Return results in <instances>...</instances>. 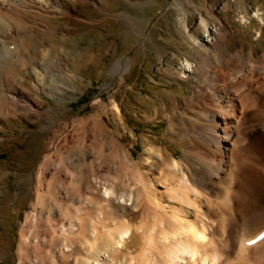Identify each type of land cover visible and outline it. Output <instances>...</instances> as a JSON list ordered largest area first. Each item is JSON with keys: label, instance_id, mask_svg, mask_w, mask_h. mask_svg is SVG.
I'll return each mask as SVG.
<instances>
[{"label": "bare ground", "instance_id": "obj_1", "mask_svg": "<svg viewBox=\"0 0 264 264\" xmlns=\"http://www.w3.org/2000/svg\"><path fill=\"white\" fill-rule=\"evenodd\" d=\"M21 1L0 0L2 116L33 109L29 97L38 89H68L52 71V58L28 66L30 46L19 33L36 24L26 21V10L40 11L51 20L59 9L67 17V0H44L42 6L39 0H23L30 8ZM78 1L101 4L109 12L108 0ZM233 3H182L179 46L172 42L166 49L172 53L154 59L169 84L173 77L183 80L192 94L174 99L173 89H167L161 116L153 118L167 120L170 137L165 151L147 149L149 170L157 169L154 179L120 142L117 151L103 155L106 163L117 166V175L103 183L92 178L86 189L94 192L83 193L84 177L57 148L40 160L26 190L3 197L1 217L11 214V203L31 209L20 222L17 264H264V3ZM190 6L199 19L196 27L195 15L187 13ZM224 12L239 14L241 22L254 18L258 23L241 30L220 15ZM38 28L49 32L48 26ZM235 36V48L228 51ZM115 62L112 70L118 75L130 67L126 58ZM23 65L32 73L23 72ZM21 77L33 78L27 90ZM113 112L122 120L123 104L115 105ZM80 124L85 127L86 122ZM175 148L183 151L180 160ZM17 160L23 163L24 157L18 155ZM55 162L58 169L51 172ZM3 233L0 264L8 257Z\"/></svg>", "mask_w": 264, "mask_h": 264}, {"label": "rangeland", "instance_id": "obj_2", "mask_svg": "<svg viewBox=\"0 0 264 264\" xmlns=\"http://www.w3.org/2000/svg\"><path fill=\"white\" fill-rule=\"evenodd\" d=\"M108 1L109 12H106L101 4L67 0L68 16H63L57 9L55 18L51 20H47L40 11H25L26 21L36 23L34 28L28 26L19 31L21 38L30 46L26 52L31 59L28 66L32 61L43 63L46 58H52V71L68 89L58 86L51 93L38 89L29 97L35 104L33 109L19 111L16 116L11 113L0 115V209L5 204V195L12 197L16 191L28 188V177L40 160L48 153L53 154L57 148L65 162L76 167L84 177L83 193L94 192L93 188L86 189L92 178L101 179L103 183L108 176L117 175V166L106 163L103 155L117 151L120 142L135 162L143 164L153 179L156 177L157 169L152 167L153 170H149L146 161L147 149L152 146L165 151L170 137L167 120L153 118L156 114L161 116L162 102L169 92L167 89H173L174 99H180L177 95L191 97L192 94L183 80L173 77L169 84L170 81H166L168 77L164 78L163 67L157 69L154 59L162 53H172L166 50L171 48L172 42L179 46L177 15L181 4L191 2L200 6L202 0ZM217 1L208 0V3L214 6ZM21 2L25 8L31 7L29 2ZM243 2L263 4L264 0ZM42 5L45 1L39 0V6ZM187 11L195 15L193 23L196 27L199 19L195 9L190 6ZM10 14L13 15L12 10ZM220 15L227 21H235L241 30L250 29L253 22L258 23L254 18L250 20L251 24L249 19L241 22L237 13ZM39 26H48L49 32L40 31ZM204 36L207 39V34ZM237 38L235 36L229 41L228 51L234 50ZM252 40L255 41V37ZM244 42L247 47L252 44L246 37ZM120 57L130 62L129 69L122 76L112 70H116L115 61ZM21 68L23 72L32 73L24 65ZM178 71L185 77L180 66ZM22 80L21 85L26 90L33 83L30 77ZM46 87L48 82L43 88ZM118 104H123L122 120L113 112ZM175 119L182 123L178 117ZM81 121L86 122L85 127ZM175 152V157L180 160L182 149L175 148ZM18 155L24 157L23 163L17 160ZM149 163L152 164V160ZM55 168L58 169L56 162L51 166V172ZM19 177L26 182L23 184ZM68 198L74 200L69 194ZM11 204L8 217L5 213L1 217L0 212V236L4 232L2 239L8 244L5 263L17 264L20 222L26 213L31 214V209ZM30 231L32 234L33 228Z\"/></svg>", "mask_w": 264, "mask_h": 264}]
</instances>
